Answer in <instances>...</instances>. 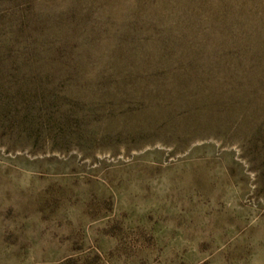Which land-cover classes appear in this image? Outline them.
<instances>
[{
    "label": "rangeland",
    "instance_id": "rangeland-1",
    "mask_svg": "<svg viewBox=\"0 0 264 264\" xmlns=\"http://www.w3.org/2000/svg\"><path fill=\"white\" fill-rule=\"evenodd\" d=\"M0 264H264V0H0Z\"/></svg>",
    "mask_w": 264,
    "mask_h": 264
}]
</instances>
